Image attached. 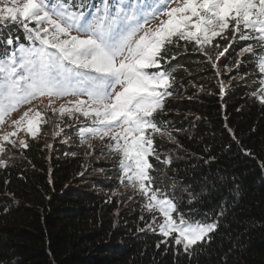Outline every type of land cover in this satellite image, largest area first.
I'll use <instances>...</instances> for the list:
<instances>
[{"label": "trees", "instance_id": "1", "mask_svg": "<svg viewBox=\"0 0 264 264\" xmlns=\"http://www.w3.org/2000/svg\"><path fill=\"white\" fill-rule=\"evenodd\" d=\"M84 2L88 9L100 0ZM10 34L24 41L18 26L0 32V39ZM243 46L237 43L221 58L219 78L192 45L187 51L172 45L164 53L174 95L155 119L171 130L179 147L157 136V152L172 162L165 166L150 157L156 169L151 175L154 186L170 196L175 182L174 199L181 212L193 213L190 219L207 223L226 213L230 227L221 226L210 245L195 247L191 258L183 249L178 254L174 247L157 249L162 237L137 230L145 228L140 203L119 207L112 195L119 186L115 160L91 162L68 146H59L55 159L46 147L29 142L3 153L0 264H264V105L251 97L259 87L254 58L246 55L239 70L234 68ZM5 48L0 43V54ZM212 55L215 59V50ZM70 139L78 143L76 133ZM189 193L195 197L191 204Z\"/></svg>", "mask_w": 264, "mask_h": 264}, {"label": "snow or ice", "instance_id": "2", "mask_svg": "<svg viewBox=\"0 0 264 264\" xmlns=\"http://www.w3.org/2000/svg\"><path fill=\"white\" fill-rule=\"evenodd\" d=\"M85 7L84 0H76L75 5L73 0H0V32L18 26L28 42L20 43L11 34L0 39L6 46L0 54V124L21 106L47 97L46 107L58 117L53 137L64 133L61 125L67 117L78 126L80 145L91 150L85 155L95 152L90 141L98 138L102 156L107 153L116 161L118 183L133 192L128 200L139 196L142 213L151 217L146 220L142 214L145 228L137 230L162 237L157 249L174 247L178 254L182 248L191 258L195 247L210 245L213 234L230 224L224 223V211L212 222L192 220L193 213L181 212L174 199L175 182L172 196L154 186L151 173L156 169L149 158L165 166L172 162L170 156L161 158L155 138L166 137L179 147L171 130L155 119L174 95V77L164 67L170 59L164 53L172 45L185 51L192 45L219 78L218 62L243 42L234 68L239 70L246 55L254 58L259 87L251 97L264 105V0H100L88 11ZM161 16L166 19L145 30ZM225 70L231 73L233 68L225 66ZM218 84L223 95L225 85L219 79ZM58 100L63 102L57 107ZM47 122L37 107H29L11 121L15 131L3 134L0 141L16 147L11 137L21 130L37 139L41 123ZM228 131L239 144L232 129ZM19 146L27 148V140L20 139ZM6 151L0 144V154ZM0 166H6V161L0 160ZM189 197L191 204L195 197L191 193Z\"/></svg>", "mask_w": 264, "mask_h": 264}, {"label": "rangeland", "instance_id": "3", "mask_svg": "<svg viewBox=\"0 0 264 264\" xmlns=\"http://www.w3.org/2000/svg\"><path fill=\"white\" fill-rule=\"evenodd\" d=\"M171 6H175V4H172ZM85 11H88V9H85ZM161 19H166V17L161 16L158 17L157 19L151 20L147 25H145V30H147V28H156L157 25L160 23ZM20 29V28H19ZM20 31L23 33V37H24V41L21 42L25 45H27V41L25 40V35L22 29H20ZM75 34V33H73ZM143 33L141 32L139 35H142ZM258 73V72H257ZM259 75V74H258ZM63 101L58 100L56 101V106L58 107L60 103H62ZM47 97L43 98V102H41L40 100H34L32 102L31 105H23L21 106L17 111L13 112L10 116L6 117V122L4 124H0V137L3 136V134L5 133H9V132H13L15 131V128L11 125V121L17 119L27 108L29 107H37L42 114L48 118V122L47 123H41L40 125V132L38 134V138L37 139H33L31 138V136H29L25 130H21L19 132H17V134L15 136H12L11 139L16 141V147H13L11 144L9 143H5L3 141H0V144H3V146L7 149L10 148L12 150H19V148H21L19 146V140L20 139H25L27 140V142H35L40 145H42L43 147H45V145L47 144H51L52 147L51 148H47V150L50 151L51 157H54L56 159V157L58 158V151L57 149L59 146H68L70 147H76V149L79 150V152H81L82 155H85L86 152H90L91 150L88 149L87 145H80V139L77 135V131H78V126L73 125V122L68 120L67 117H64V124L61 125V127L64 128V133L61 136L58 137H53L52 132H53V126L56 122H58V117L53 116L51 113V109L47 108ZM82 119V118H81ZM65 125H72L71 127H66ZM76 133V140L78 141V143L73 142L72 139H70V134H74ZM65 139H67V142H64ZM91 143H94L95 145V152L92 153L91 155H85V158L89 159V161L93 162L94 159L96 160H101V161H106V160H112L110 158H108V154L105 153V157H103L101 154V142L100 140L97 138L93 141H90ZM105 142H107V138H105ZM69 149V150H70ZM72 152H70L69 156L71 157ZM77 154V153H76ZM3 153L0 154V160H4L3 159ZM62 157V156H61ZM94 158V159H93ZM3 166H0V168ZM100 166H93L92 168L94 169H98ZM99 172H97L98 174ZM101 175V173H99ZM118 176H119V171H118ZM115 191L118 193L117 195H115L114 197L117 198V203H120L119 207H121V205H127V204H131V203H137L139 202L140 204L143 202L142 199L139 196H136L133 200L129 201L128 197L133 195V192L130 188L126 189L123 186H121L119 184V186H117V188L115 189ZM113 193V191H112ZM122 201V202H121ZM140 204H137L138 207H140ZM140 212L142 213L141 209ZM146 219H150V215L147 212H143L142 213ZM147 230V229H145ZM149 231V230H147ZM182 249V248H181Z\"/></svg>", "mask_w": 264, "mask_h": 264}]
</instances>
